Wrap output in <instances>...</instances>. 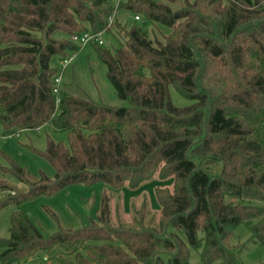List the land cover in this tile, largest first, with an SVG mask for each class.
Segmentation results:
<instances>
[{"label":"trees","instance_id":"trees-1","mask_svg":"<svg viewBox=\"0 0 264 264\" xmlns=\"http://www.w3.org/2000/svg\"><path fill=\"white\" fill-rule=\"evenodd\" d=\"M84 34L115 40L86 45L128 105L62 83L54 92ZM44 126L68 135L41 153L55 177L8 158L0 210L72 185L113 192L101 193L97 220L47 236L15 211L0 264H192V250L203 264H244L246 245L232 241L240 225L264 245V0H0V136ZM8 177L24 190L16 199ZM151 182L163 184L158 213L145 196L129 218L113 214L114 193Z\"/></svg>","mask_w":264,"mask_h":264},{"label":"rangeland","instance_id":"rangeland-1","mask_svg":"<svg viewBox=\"0 0 264 264\" xmlns=\"http://www.w3.org/2000/svg\"><path fill=\"white\" fill-rule=\"evenodd\" d=\"M156 36L158 39H162L159 31H156ZM103 40L104 46L117 45L108 34L103 36ZM69 58H71V62L65 69L61 64L58 65L60 75H62V87L71 88L79 95L86 94L91 100L98 103L113 107L128 105V102H123L118 98L114 86L108 78L107 66L99 57L94 46L86 45L80 51L69 52L67 59ZM171 95L175 102L181 100L173 89H171ZM49 137L66 146L69 144L66 133L55 132L50 126H44L39 130L23 131L18 136L9 139L0 136V166H7L9 158L18 166L27 169L33 177L44 173L51 179L54 178V167L41 155L46 150ZM7 180L11 182L12 186L22 189L16 179L8 177ZM158 185L163 186V184L151 182L138 189L123 188L118 193H114L111 201L113 214L115 215L119 208L122 217L129 218L132 202L135 200L140 206L145 196L151 210L158 213L160 211V205L156 198ZM105 190L113 192L103 183L94 186L72 185L51 197H40L35 201L23 202L19 206L11 203L0 210V239L10 238L12 215L19 209L28 215L46 236L52 235L58 230V223L64 227L80 228L90 220H97L101 193ZM1 197L0 193V199ZM52 214H55L57 220ZM250 237L251 234L244 224L235 231L233 244L246 245L238 253L240 261L244 264H264V245L251 242ZM191 263L203 264L197 251L192 250ZM28 264L52 263L37 259Z\"/></svg>","mask_w":264,"mask_h":264},{"label":"built area","instance_id":"built-area-1","mask_svg":"<svg viewBox=\"0 0 264 264\" xmlns=\"http://www.w3.org/2000/svg\"><path fill=\"white\" fill-rule=\"evenodd\" d=\"M121 0H113V2L118 5L120 3ZM113 18V17H112ZM111 18V21H112ZM135 20H140V17L136 16ZM74 41L81 43L82 45H86L91 41L97 42L100 45H104V41H103V35L102 34H84L82 36H75L73 38ZM71 62V58L66 59L64 61L61 62V65L64 67V69L70 64ZM62 83V75H59L56 79H55V89L54 92L58 93L59 91V87L61 86Z\"/></svg>","mask_w":264,"mask_h":264},{"label":"water","instance_id":"water-1","mask_svg":"<svg viewBox=\"0 0 264 264\" xmlns=\"http://www.w3.org/2000/svg\"><path fill=\"white\" fill-rule=\"evenodd\" d=\"M14 191H15L14 197H13L14 199L18 198L21 194L24 193L23 189H19V188H16V187H14Z\"/></svg>","mask_w":264,"mask_h":264}]
</instances>
